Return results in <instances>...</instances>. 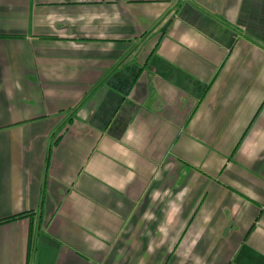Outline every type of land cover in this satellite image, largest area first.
I'll return each instance as SVG.
<instances>
[{
    "label": "crops",
    "instance_id": "0c3cea01",
    "mask_svg": "<svg viewBox=\"0 0 264 264\" xmlns=\"http://www.w3.org/2000/svg\"><path fill=\"white\" fill-rule=\"evenodd\" d=\"M0 264H264V0H0Z\"/></svg>",
    "mask_w": 264,
    "mask_h": 264
}]
</instances>
